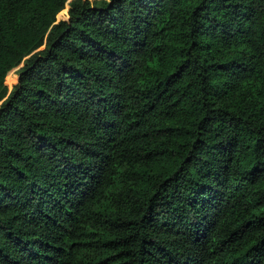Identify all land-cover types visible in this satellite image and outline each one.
<instances>
[{"label":"trees","instance_id":"1","mask_svg":"<svg viewBox=\"0 0 264 264\" xmlns=\"http://www.w3.org/2000/svg\"><path fill=\"white\" fill-rule=\"evenodd\" d=\"M0 101V264H264V0H0Z\"/></svg>","mask_w":264,"mask_h":264},{"label":"rangeland","instance_id":"2","mask_svg":"<svg viewBox=\"0 0 264 264\" xmlns=\"http://www.w3.org/2000/svg\"><path fill=\"white\" fill-rule=\"evenodd\" d=\"M92 1V0H91ZM65 9H66V12L64 13H61V14H59V15H57V19L59 20V19H67V17H68V15H67V9H68V6L66 5V7H65ZM18 68H14V69H12L8 74H7V76H6V78H5V84L7 85V87L9 88V89H11L12 88V86L16 83V81H17V72H16V70H17Z\"/></svg>","mask_w":264,"mask_h":264},{"label":"snow or ice","instance_id":"3","mask_svg":"<svg viewBox=\"0 0 264 264\" xmlns=\"http://www.w3.org/2000/svg\"><path fill=\"white\" fill-rule=\"evenodd\" d=\"M3 101H0V103H2Z\"/></svg>","mask_w":264,"mask_h":264}]
</instances>
